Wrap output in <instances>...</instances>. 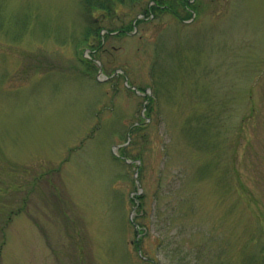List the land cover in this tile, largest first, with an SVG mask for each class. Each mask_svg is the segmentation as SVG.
<instances>
[{"label": "rangeland", "instance_id": "obj_1", "mask_svg": "<svg viewBox=\"0 0 264 264\" xmlns=\"http://www.w3.org/2000/svg\"><path fill=\"white\" fill-rule=\"evenodd\" d=\"M148 2L0 0V264H257L264 0Z\"/></svg>", "mask_w": 264, "mask_h": 264}, {"label": "trees", "instance_id": "obj_2", "mask_svg": "<svg viewBox=\"0 0 264 264\" xmlns=\"http://www.w3.org/2000/svg\"><path fill=\"white\" fill-rule=\"evenodd\" d=\"M129 1H132L135 3L137 0H129ZM122 2H125V0H84V6L90 12L95 10V9H98L101 13L103 12V17L105 19L106 18L112 19L113 15H114L113 12L116 10V4L122 3ZM195 2H196V0L194 1V3H192V0H149L147 5H145L143 7V10L140 14H143L148 18L149 16L157 15L159 13H163V12L169 13L170 12V13L174 14L176 18H179L181 20L186 19V18L190 19V18H192L191 9H192L193 5L195 4ZM179 4L182 6V8L185 11H187V15H185V17L181 16V14L178 13V11H177V7ZM144 21H145L144 18H137L135 22L137 24H139V23H143ZM134 26L135 25L131 22L126 27L124 25H122L120 28L116 29V31L118 32V34L123 35L129 31H132L134 29ZM92 31H93L92 28H90L89 26H87L85 28L83 34H84V37L86 38L87 41L90 39V36L92 35ZM97 31H98L97 34L101 35L103 28L101 26H99L97 28ZM110 31H114V30L109 29L107 31V34L105 35V37L110 34L109 33ZM102 44H103V40H101L98 48H101ZM92 46H93V44H92ZM98 48L95 47L93 51L96 53ZM85 62L87 63V65H89L91 63V60L87 59V60H85ZM148 119H149V117H146L145 121ZM135 123H137V122H135ZM143 124L144 123H142V125H140L139 123H137L136 125H134L135 128H133L131 130V132L134 131V129L141 130V128H143ZM120 152L125 154V148L122 147ZM134 198H133L134 201L139 200L140 202H138V203L142 204V196L141 195H136ZM261 250L262 251L260 253H258V256L255 255L252 259H250V257H249V259L253 260L257 264H264V245L262 246Z\"/></svg>", "mask_w": 264, "mask_h": 264}, {"label": "bare ground", "instance_id": "obj_3", "mask_svg": "<svg viewBox=\"0 0 264 264\" xmlns=\"http://www.w3.org/2000/svg\"><path fill=\"white\" fill-rule=\"evenodd\" d=\"M118 33V32H117Z\"/></svg>", "mask_w": 264, "mask_h": 264}]
</instances>
